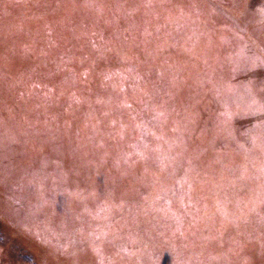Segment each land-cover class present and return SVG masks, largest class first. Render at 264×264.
Instances as JSON below:
<instances>
[{"label": "rangeland", "instance_id": "1", "mask_svg": "<svg viewBox=\"0 0 264 264\" xmlns=\"http://www.w3.org/2000/svg\"><path fill=\"white\" fill-rule=\"evenodd\" d=\"M0 264H264V0H0Z\"/></svg>", "mask_w": 264, "mask_h": 264}]
</instances>
